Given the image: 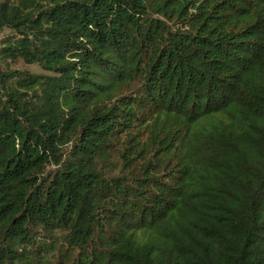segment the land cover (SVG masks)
Masks as SVG:
<instances>
[{"label":"trees","instance_id":"trees-1","mask_svg":"<svg viewBox=\"0 0 264 264\" xmlns=\"http://www.w3.org/2000/svg\"><path fill=\"white\" fill-rule=\"evenodd\" d=\"M4 28L0 264H264V0H0Z\"/></svg>","mask_w":264,"mask_h":264},{"label":"rangeland","instance_id":"rangeland-1","mask_svg":"<svg viewBox=\"0 0 264 264\" xmlns=\"http://www.w3.org/2000/svg\"><path fill=\"white\" fill-rule=\"evenodd\" d=\"M8 31H9L8 28H4L3 30H0V41L3 38V36L6 34V32H8ZM13 65H14V67L26 68V69H29V70L34 71V72H40L41 71L39 66H37L35 64H30V63L22 61V60L15 62ZM115 172H118V170H115Z\"/></svg>","mask_w":264,"mask_h":264}]
</instances>
